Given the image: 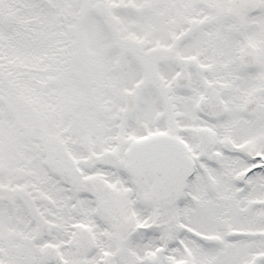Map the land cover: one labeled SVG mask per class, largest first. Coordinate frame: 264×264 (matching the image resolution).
<instances>
[{
	"label": "snow or ice",
	"instance_id": "obj_1",
	"mask_svg": "<svg viewBox=\"0 0 264 264\" xmlns=\"http://www.w3.org/2000/svg\"><path fill=\"white\" fill-rule=\"evenodd\" d=\"M0 264H264V0H0Z\"/></svg>",
	"mask_w": 264,
	"mask_h": 264
}]
</instances>
